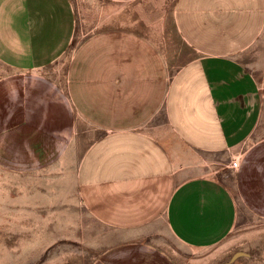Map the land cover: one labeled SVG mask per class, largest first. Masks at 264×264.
<instances>
[{"label":"crops","instance_id":"1","mask_svg":"<svg viewBox=\"0 0 264 264\" xmlns=\"http://www.w3.org/2000/svg\"><path fill=\"white\" fill-rule=\"evenodd\" d=\"M112 1L139 25L82 41L64 90L50 68L73 0H0V161L75 172L89 214L122 233L94 264H176L149 228L205 249L264 220V0Z\"/></svg>","mask_w":264,"mask_h":264},{"label":"rangeland","instance_id":"2","mask_svg":"<svg viewBox=\"0 0 264 264\" xmlns=\"http://www.w3.org/2000/svg\"><path fill=\"white\" fill-rule=\"evenodd\" d=\"M73 2L75 39L50 68L56 74L59 70L64 90V72L82 41L104 29L140 23L131 17L136 4L130 2ZM260 53L264 56V51ZM261 71L258 77L264 92ZM12 75L13 71L0 61V81ZM2 126L0 116V135ZM149 232L148 240L166 251L176 264H264V220L258 218L245 215L226 241L205 249L184 247L163 223L149 228ZM121 234L89 214L80 199L75 172L67 164L20 173L0 161V264H94Z\"/></svg>","mask_w":264,"mask_h":264},{"label":"built area","instance_id":"3","mask_svg":"<svg viewBox=\"0 0 264 264\" xmlns=\"http://www.w3.org/2000/svg\"><path fill=\"white\" fill-rule=\"evenodd\" d=\"M232 166H233V167H237V166H238V162H237V160H234V161L232 162Z\"/></svg>","mask_w":264,"mask_h":264}]
</instances>
